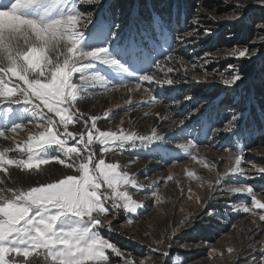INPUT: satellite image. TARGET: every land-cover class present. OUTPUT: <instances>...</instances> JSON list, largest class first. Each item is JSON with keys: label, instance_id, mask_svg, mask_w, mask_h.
Masks as SVG:
<instances>
[{"label": "snow or ice", "instance_id": "obj_1", "mask_svg": "<svg viewBox=\"0 0 264 264\" xmlns=\"http://www.w3.org/2000/svg\"><path fill=\"white\" fill-rule=\"evenodd\" d=\"M227 6L230 8L227 18L233 23L243 24L252 7L264 11V0H251V6L242 0H234ZM207 8L213 6L200 0L196 6L197 15L211 20V15H205ZM179 12L177 5L178 16ZM193 23L199 26L200 21L196 19ZM164 25L161 14L130 19L123 12L119 0H0V114L4 118V123H0V137L7 140L9 136L6 133L24 130L28 124L37 130L28 135L26 142L0 150V171L6 172L7 166L21 170L39 169L40 165L51 160L74 171V174L61 175L26 190L0 189V264H40V257L43 264H113L111 255L106 254L109 249L118 258L116 264H144L142 259L133 257L104 238L102 230H113V220L122 213L128 214L126 223L133 224L135 217L132 214H138L145 205L134 200L129 189L149 188L156 182L140 184L137 176L126 170L129 165L106 161L109 154L115 157L126 150L151 149V152H156L160 146H151L163 137L156 129L151 134H139L123 128L102 131L97 122L102 118L111 121L110 112L105 111L103 117L90 116L81 112L77 104L89 94L90 88L97 85L106 91L123 88L132 92L140 90L144 82H155L161 88L207 82V77L214 73H209L203 65L212 63L215 57L204 58L203 64L199 65L204 80L193 77L189 81L167 76L157 79V73L151 68H161L159 57L164 55L169 62L176 59L171 37L165 32ZM157 27L160 39L168 45L163 53L160 40L156 38ZM255 28L253 39L233 46L226 56L248 62L264 57V17L255 23ZM186 35L211 37L212 32L210 28L203 32L197 28L188 30ZM176 39L181 45L187 42L183 35ZM205 57H212V53H206ZM178 62L184 63L182 59ZM197 66L192 64V68ZM172 71L173 68H167V72ZM9 73L19 83L6 79ZM75 73H79V82L74 78ZM218 74L219 82L227 88L238 87L245 79L242 65L238 67L230 63L225 71ZM133 83L134 88L129 87ZM143 90L147 93L150 107L160 103L148 87ZM184 100L190 101L192 97L185 96ZM126 103L131 104L132 101ZM14 105L18 107L14 108ZM197 113H201L200 107L171 123L177 124L181 133H187L185 120ZM10 114L14 119L9 120ZM28 115L31 119H27ZM56 116L59 117L58 122ZM241 119L242 114H233L211 129L213 137L223 135L238 143L247 133L239 123ZM81 124L82 130H69V125ZM69 139L76 142L74 146H69ZM199 147V141L186 138L185 143L176 144L175 149L167 151L183 150L195 161L197 156L194 153ZM13 151L20 155L9 156ZM228 152V159H234V165L222 175L217 173L215 183L219 187L212 189L209 184V189L224 195L247 196L250 204H230L229 210L258 216L259 221L264 222V212L256 211L264 209V187L257 189L254 185L240 182L264 180V167L255 168L256 174L250 175L249 170L241 166L243 151L229 149ZM137 159L139 157L129 164L134 165ZM187 175L193 177L194 173L189 171ZM167 179L172 180V176ZM226 179L236 180L238 186H230L225 183ZM0 183L4 181L0 180ZM188 191L191 192V188ZM146 195L153 196L156 203L161 200L155 187ZM188 199L191 200L192 196L189 195ZM197 201L200 202L199 197ZM201 206L207 208L202 216L215 217L210 206L203 202ZM202 216L185 218L171 235L153 240L155 246L151 248V254L168 264L170 250L177 241L176 233L185 227L196 231L201 227L197 221ZM258 235L264 237V231ZM250 243L257 242L252 240ZM259 244V248L254 249L259 256L253 257V264H264V240ZM180 247L189 246L181 244ZM212 252L215 253L216 249ZM228 252L231 254L233 249L229 248Z\"/></svg>", "mask_w": 264, "mask_h": 264}, {"label": "rangeland", "instance_id": "obj_2", "mask_svg": "<svg viewBox=\"0 0 264 264\" xmlns=\"http://www.w3.org/2000/svg\"><path fill=\"white\" fill-rule=\"evenodd\" d=\"M212 4L215 2L217 5H212L213 8L205 9V15H211L213 19L211 22H206V19H201L197 14H195L191 23L194 25L192 29H197L200 32H203L205 28H210L211 32L215 27H219L222 24H229L231 21L227 18L230 13V8L227 6L229 2H234V0H207ZM243 3L249 4L251 6V0H242ZM219 4V5H218ZM221 7V8H218ZM262 11L259 8L252 7V10L248 14V17L251 19L252 17H256V22H260L262 17ZM199 19L200 26H196L193 23V20ZM209 20V19H207ZM203 21V22H202ZM218 23V24H215ZM249 23V22H248ZM212 25V26H211ZM214 25V26H213ZM196 26V27H195ZM214 27V28H213ZM255 27V25H254ZM165 32L168 34V30L166 25H164ZM176 31V30H175ZM160 29L157 27L156 38L160 40L161 49H167L168 45L163 43V40L160 39L159 36ZM186 35V34H185ZM207 37L204 36H196L190 37V43L187 47H190L186 50H180V57H176V60L179 61L182 59L184 61L183 64L179 63L177 68L180 70V74L183 79H188L192 81V78L195 77L198 80H204L203 70L199 65L203 64V59L208 58L215 59L212 62H219L220 60H226L228 63L224 64L222 67L219 65H215L213 70H209L210 63L203 65V68L206 69L209 73H214L207 77V82L204 83H195L190 82L191 84L204 86L205 84L213 85L215 82L220 83V75L218 74L221 71H225L228 64H236L238 66L240 61H237L234 58L227 57V52L235 45H229L225 43L224 47L219 50H212L207 53H212V57H205V54L200 57H194L193 61L185 60V57L189 52H192V47L196 46L198 43V39L202 41ZM254 37L249 38L253 39ZM237 45V44H236ZM257 46H259L257 44ZM161 50V51H162ZM185 51V53H183ZM162 56V55H161ZM159 57L161 59L162 57ZM183 56V57H182ZM39 60V57L36 58ZM255 60V58H254ZM258 61H262L264 65V57L259 59ZM196 63L197 68H192V64ZM239 67V66H238ZM174 68V67H173ZM174 70H176L174 68ZM187 70V71H185ZM151 71L157 73L154 68H151ZM225 74H227L225 72ZM79 73L74 74V78H77L78 81ZM11 82L19 83L15 77L11 76L9 73V79ZM254 76L245 77L243 82L239 83L238 87L234 88H225L226 91H231V93L240 92L245 87H249L248 97L244 101V109L240 112L242 114V119L240 120V124H243L247 119L244 117L248 112L251 104L253 103L252 95L256 93V88L253 86L254 81L256 83L264 81V70L259 72L258 78ZM157 79L158 76H157ZM253 79V80H252ZM190 83H186L189 84ZM10 86V85H9ZM206 86V85H205ZM129 87L134 88V83L130 84ZM148 87L150 91H152L153 95H155L160 103L155 106L150 107L147 102V93L144 92L143 88ZM173 90L175 94L181 92L182 95H188V91L183 88H179L177 85L168 86L165 85L163 88H159L155 82L152 84H148V82H144L143 86L138 91L129 92L127 89H119V90H108L106 91L103 87L97 85L95 88L89 89V94L85 95L82 99L78 101L77 107L81 112H84L86 115L90 116H101L103 117V113L105 111L110 112L111 121L106 118H102L97 122V126L100 130H115L119 131L120 128L124 130H134L137 131L142 129H149L152 132L153 129L163 130L168 126H171L173 123L171 121H176L177 119H172L170 123L165 124L167 117L170 114V111L173 109L172 100H174V95H168L171 99H166L168 96L166 95L167 90ZM163 93V95H162ZM171 94H174L173 92ZM219 99V96L215 98V101ZM235 100L238 99L234 98ZM131 100L132 103H126V101ZM91 101V102H90ZM14 108L18 106H13ZM231 109L226 107H222L220 111L222 113H228L227 116L223 118V122L230 118L233 114L231 112H227ZM205 111H210L209 109H205ZM47 112V109H45ZM148 113V115H145ZM256 113H259L258 109H256ZM235 114V113H234ZM49 115H52L49 113ZM214 115V114H213ZM14 119V115H9V120ZM27 119H31V116L28 115ZM55 119L57 122L59 121V117L56 116ZM123 121V123H121ZM222 122V123H223ZM0 123H4L3 114H0ZM220 124L216 122L212 124L211 120L209 123L206 121L203 124H200L199 133L204 135V129H212ZM198 127L196 121H192V125L187 128V133H181L180 130L176 127V135L179 136L180 139H186L189 133H193ZM83 125H69V130L78 131L82 130ZM37 130L31 125L28 124L24 130H18L16 133H6L9 136V139H4L0 137V150L5 148L14 147L15 143H24L28 139V135L31 133H35ZM95 135V134H94ZM223 136V135H222ZM224 137V136H223ZM226 137V136H225ZM250 137L248 141L247 135L241 139L244 144H238L234 139L226 137V140L220 141L218 145H216L213 149L209 150L207 148L199 147L198 152L194 153L197 156V160H192L185 151L176 149L172 151V154H167L165 151H162L158 156L160 162L158 161V166L151 165L149 171H147V177L138 176L137 170L141 167L144 162L135 163L134 165H130L129 162L132 159H135L134 156L139 154L138 149L126 150L124 151V155L121 153L115 157H111L109 154V158L106 162L118 161L122 166L129 165L126 169L129 171V174H135L137 176L138 183L143 185H150L153 181L156 183L149 188L145 189H129L130 194L133 199L140 202L142 201L145 207L138 210V214H132L135 217V221L133 224L129 225L126 223L128 218V214L122 213L117 219L113 220V230L109 231L107 229L102 230V235L104 238H107L109 241L116 238H119L121 241L125 240V243L128 245L135 246L140 250L142 256L137 259H142L144 264H164V260L158 256H153L150 252L151 248L155 245L152 243L155 239H163L172 234V232L178 227L179 222L192 216H202V214L207 210L206 207L201 206V202L204 205L210 206V209H213V205L216 203L218 199H235L234 204L236 206H241L243 202L239 201V195H224L219 194L216 191H212L209 189V184L212 185V189H217L219 186L216 185L215 181L217 178V173L223 174L226 170H230V168L234 165V159L229 160L228 150L231 149L233 151L242 150L244 155L242 159L241 166L249 170L250 175H255V168L264 167V136L263 140L260 141L261 130H256L255 133ZM247 139V140H245ZM240 140V141H241ZM75 141L69 139V146H74ZM178 143V144H183ZM176 145V144H175ZM175 145L170 146L169 149H175ZM98 147V145H97ZM151 147H156L152 145ZM51 154L55 155L52 149L48 150ZM180 154L177 155L176 153ZM148 153L151 152V149H148ZM9 156L18 157L20 154L17 151H13L8 154ZM129 156V157H128ZM132 156V157H130ZM131 158V159H130ZM179 161V162H176ZM56 163L58 168L52 166ZM148 163V162H147ZM170 163V164H169ZM163 164H168L162 166ZM47 165V166H46ZM47 167L42 170L40 176H36L32 178V182H24L23 178H15L14 174H10V170L18 171H29V170H21L17 169L14 166H7V171H0V180H3L4 183H0V189H17V190H26L31 186H35L40 183H45L50 180H53L61 175L65 174H74L73 170L65 168L63 165L58 164L55 160H51L48 164L40 165V168ZM39 168V169H40ZM39 169H32L38 171ZM191 171L194 173L193 177H189L187 173ZM59 172L60 175L55 174ZM54 175V176H51ZM171 175L172 180H168L167 177ZM48 176V177H47ZM47 177V178H46ZM46 178V179H44ZM25 180H29V178H25ZM241 183L254 185L257 189L264 187V180H248V181H240ZM17 183H21V186ZM30 183V184H29ZM225 183H229L230 186H238L236 180L226 179ZM155 187L161 196V200L159 203L155 202V198L151 195H146V193H151L152 188ZM191 188V192L188 189ZM10 195L11 193H6ZM191 195L192 199L189 200L188 196ZM260 193L258 192V196ZM212 197L209 199V197ZM197 197H199V201H197ZM264 202V201H262ZM250 204V199L248 202ZM257 212H264V209H257ZM234 213V222L230 224L231 226L222 234H218L216 237H210L209 242H183L181 239L185 237L191 231L190 228H180V230L176 233L177 241L173 244V249H176L172 256L168 258V264H253V257L259 256L258 251H254V249H258L261 240H264V237L258 235L260 231H264V227H258V225H264V222L259 221L258 216L253 217L247 213ZM215 217H207L202 216V219L197 221L201 224V227L194 232H199L202 227H206L207 221L211 220L213 222H218L220 219V215L215 212ZM255 220V223L252 221ZM193 232V233H194ZM256 241L257 243L251 244L250 241ZM181 244H187L188 248L180 247ZM195 244L196 247H192ZM232 248L233 252L230 254L228 249ZM212 249H216V252L213 253ZM111 252V250H107L106 254ZM183 254V259L175 260L176 254ZM175 254V257H174ZM222 254V255H221ZM114 255V254H112ZM40 264H43V258L40 257ZM258 264V262H257Z\"/></svg>", "mask_w": 264, "mask_h": 264}, {"label": "trees", "instance_id": "obj_3", "mask_svg": "<svg viewBox=\"0 0 264 264\" xmlns=\"http://www.w3.org/2000/svg\"><path fill=\"white\" fill-rule=\"evenodd\" d=\"M120 4L122 5L123 12L126 16H128L130 19H138L140 17L147 18L149 14H161L162 18L165 22V25L168 30V35H170L172 40V46L175 49V56L180 57V50H186L190 47H187V45L190 43V37H188L186 32L190 30V28H193V24L191 23L192 19L194 18L195 14H197L196 6L198 3H200V0H119ZM206 4L211 5H217L215 2L212 4L211 2L207 0H203ZM177 5L180 7L179 16L177 15ZM219 5V4H218ZM221 8V7H218ZM208 9V8H207ZM169 12H171V16L169 17ZM250 11L248 12V14ZM200 17V16H199ZM262 17H264V13H262ZM203 19V17H200ZM205 19V18H204ZM211 22V20H207L206 22ZM119 22V21H118ZM203 22V21H202ZM249 22V23H248ZM256 22V17H252L251 19L248 17V19L243 23H233L230 22L227 24H222L219 27H213L214 30L212 31V36L207 37L203 41L201 39H198V43L196 46L192 47V52H189L185 57H183L185 60L193 61L194 57H200L204 55L205 53L212 51V50H219L224 47L225 43H228L231 45L236 44H242L246 42L251 37H255L256 28L254 27ZM218 24V23H215ZM197 26V25H196ZM195 26V27H196ZM200 26V25H199ZM212 26V25H211ZM214 26V25H213ZM176 30V31H175ZM183 35L185 40L187 41L183 45L179 43V41L176 39L177 36ZM162 50V49H161ZM166 49H163L161 52H165ZM180 52V53H179ZM185 53V51L183 52ZM162 58L160 59L162 61V65L160 69H157L153 67L156 72L159 79H164L166 76L171 77L173 79H183L182 75L180 74V70L177 68L178 61L174 59L173 61H166L165 56L162 55ZM228 63L226 60H220L219 62H212L210 63L209 70H213V67L216 65L223 66L224 64ZM243 66V72L245 77L254 76L258 78L259 72L264 70V65L262 64V61L254 60V62H248V61H240L238 66ZM175 68L172 72H167V68ZM253 78V79H254ZM252 79V80H253ZM253 82V86L256 88V93H254L251 97L253 99V103L251 104L249 108V112L244 116L247 121H245L243 124H241L244 128L247 129V135L248 141L250 140L251 135L255 133L256 130H261V137L260 141L263 140L264 136V81L263 82ZM206 85V86H205ZM204 86L196 85V84H185L181 83L177 86L181 89L188 91V95L192 97V100L186 101L184 100V97L186 95H182L181 92H178L175 94L173 90L168 89L167 90V96L168 95H174V100H172V107L173 109L170 111L169 116H167V120L165 121V124L170 123L172 119H177L178 122L180 118L187 116L189 112H191L195 107L201 108V113H197L194 116H192L190 119L185 120V125L190 127L192 125V121H196L198 124V127H196V130L193 133H189L187 136L188 139H193L194 141H199L201 143V148H207L209 150L213 149L216 145L219 144L220 141L226 140L227 138L222 135L213 137L212 131L208 128L204 129V135L202 137V134L199 133L200 124H203L205 121L207 123L212 122L221 124L223 122V118H225L228 113H222L220 109L222 107H226L229 109L227 112H231V114H240L241 111L244 109V101L249 96L248 90L249 87H245L240 92L231 93V91H226L224 86L221 83L215 82V84H205ZM160 88V86H159ZM174 94H171V93ZM163 95V93H162ZM219 96V99L215 101V98ZM235 100L234 98H237ZM166 99H171L169 96ZM179 101V103H177ZM91 102V101H90ZM209 109L210 111H205V109ZM256 109H258L260 115L256 113ZM214 114V115H213ZM240 123V121H239ZM177 127V124L173 123L171 126H168L167 128L163 130H158L157 133L163 137L161 141H157L155 146L159 145V150L154 153H148V150L138 149L139 154L137 156H134L136 159L139 157V159L136 160V163L144 162V164L138 168L137 173L138 176H141L142 178L147 177V171L151 168V165L158 166V161L160 162L158 156L162 151H165L168 155L172 154L171 152H168L167 149L170 148V146H173L178 143L185 142L184 139H180L179 136L176 135L177 131L175 130ZM139 134H151L149 129H142L136 131ZM247 140V139H245ZM264 142V140L262 141ZM238 144H244V142L241 140L237 143ZM124 155V153H122ZM129 157V156H128ZM132 157V156H130ZM131 159V158H130ZM133 160V159H132ZM148 162V163H147ZM52 166H55L58 168L56 163ZM158 164V165H157ZM170 164V163H169ZM168 164H163L162 166H165ZM47 166V165H46ZM47 167H41L38 171L36 170H29V171H18L10 170V174H14L15 172V178H23L24 182H32V178L36 176H40L43 169ZM60 175L59 172L55 173ZM54 176V175H51ZM48 177V176H47ZM46 177V178H47ZM25 178H29V180H25ZM44 178V179H46ZM29 183V184H30ZM21 186V183H17ZM248 197L245 195H239V201L240 202H248ZM235 199H218L216 203L213 205L214 212L218 213L221 217L219 221L213 222L211 220L207 221V226L202 227L199 232H189L185 237H183L181 240L183 242H209L210 237H216L218 234H222L225 232L234 222V213L233 211L229 210V205L234 204ZM110 242H112L114 245L118 246L120 249L125 250L127 253H130L133 257L139 258L142 256L143 252H140L139 249H137L135 246L128 245L125 243V240L121 241L119 238H116L114 241L113 239H110ZM171 256L176 251V249H171ZM176 254V257H175ZM174 257L175 260L183 259V254H177L175 253ZM108 255H111V260L113 264H116L117 257L115 255H112L111 252L108 253Z\"/></svg>", "mask_w": 264, "mask_h": 264}]
</instances>
